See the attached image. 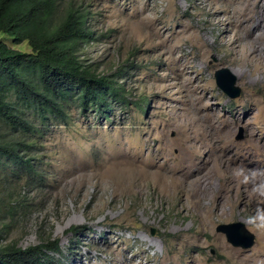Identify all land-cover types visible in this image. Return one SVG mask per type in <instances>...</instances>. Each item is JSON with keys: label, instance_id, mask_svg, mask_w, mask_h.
I'll return each instance as SVG.
<instances>
[{"label": "rangeland", "instance_id": "374dc122", "mask_svg": "<svg viewBox=\"0 0 264 264\" xmlns=\"http://www.w3.org/2000/svg\"><path fill=\"white\" fill-rule=\"evenodd\" d=\"M61 1L62 5L74 2L87 7L93 15L88 24L95 38L81 44L80 56L99 74L121 78L128 102H113L107 114L92 105L84 109L73 96L66 104V119L52 114L44 119L25 109L33 131L15 128L0 117V141H12L14 145L22 142L15 154L29 160L0 155L2 239L18 241L23 247L59 239L61 251L51 252L50 258L40 264H135L150 259L153 264H161L162 258L172 259L173 264H192L185 260L192 254L201 264H236L216 246L220 239L243 254L263 255L262 230L244 222L254 213L253 204L241 202L244 199L227 203L223 215L203 217L195 204L185 203V212L177 209V199H166L154 183H135L121 191L114 190L108 178L101 176L109 157L136 158L144 153L142 158L150 161L149 154L159 148L163 132L168 133L169 140L179 136L180 128L173 119L183 125L191 123V89L184 84L183 73L172 60H165L162 51L178 46V54L198 60L196 41L187 32L175 31L183 27L196 30L199 26L212 54L204 63L206 68L196 71L194 77L204 92H210L218 120L227 117L228 123L222 122V130L213 134L206 129L207 120L201 122L199 134L209 145L198 158L202 161L208 151L218 154L227 150L237 163L246 159V163L264 169V88L250 86L233 72L236 85L242 88L240 96L232 98L218 85L216 71L230 70L233 64L226 60L233 54L231 45L215 40L218 32L226 34L229 25L221 19L214 24L204 5L210 0H197L196 4L193 0ZM0 37L12 43L7 35ZM23 49L29 51L30 47L25 44ZM249 68L257 74V67ZM258 98L260 105L253 100ZM252 108L256 114L251 116V127L258 130L253 139L240 121ZM223 136L229 141L226 149L217 142ZM179 150L176 147L171 154ZM84 174L91 182L84 189L71 190L75 186L71 181ZM96 181L109 188L96 190ZM216 185L217 190L208 199L210 205L215 206L217 196L222 194H233L236 199L241 195L223 187V179L216 178ZM239 221L256 236L252 247L235 246L225 232L218 230L220 224ZM145 238L153 244L150 246ZM80 253L84 256L77 259Z\"/></svg>", "mask_w": 264, "mask_h": 264}, {"label": "bare ground", "instance_id": "6f19581e", "mask_svg": "<svg viewBox=\"0 0 264 264\" xmlns=\"http://www.w3.org/2000/svg\"><path fill=\"white\" fill-rule=\"evenodd\" d=\"M193 1L196 4L197 0ZM219 1L210 0L204 5H206L205 9L210 14L211 19L215 20L214 24H218V19H221L229 25L226 34L222 35L218 32L215 40L232 46L233 58L226 60L227 63L231 62L233 64V66H230V71L236 76L243 78L245 83L248 82L250 86L259 84L264 88V0H223L222 4H219ZM228 4L232 7L229 8ZM183 28L177 29L175 32H187L188 36L196 41L195 45L198 46V51L196 52L199 59H190L191 56L187 58L186 56L188 55L185 53L178 54V46L176 48H165L162 52L166 61L172 60L176 64L178 70L183 73L184 84H188L191 89L194 101L192 111L189 112L191 123L188 122L183 125L181 120L173 119L175 125L180 128L179 136L173 140H169L168 133L163 132L159 139V148L149 154L151 157L150 161H145L142 158L144 153H140L136 158L109 157L108 161L104 164L101 176L108 178L109 181L107 183L112 184L114 190L121 191L124 188H132L135 183L146 181L154 183L158 191L166 199H177V209L185 212L187 210L184 205L185 203L195 204L196 211L203 217L205 215H223L227 212V203H235L240 199H244L241 202H247L248 205L253 204L252 210L255 212L259 204H264V198L260 200L254 198L250 194V186L240 183L234 173L241 167L248 172L258 169L257 167L246 163V159H244L245 163H237L232 160L233 155L229 154L227 150L218 154L208 151L202 161L198 158L199 153L205 151L209 145V142L199 134L198 130L202 126L201 122L206 119V129L216 134L222 130V122H225L227 125L228 120L226 119L227 117L223 121L218 120L219 116L217 115L216 104H212L210 101V92L208 93V90L204 92L205 88L201 87L194 77L196 71L206 68L204 63L212 54L211 49H208L203 33L200 32V26L196 27V30ZM235 28H238V30L236 29V31ZM179 38H181V35ZM250 66L257 67V74L254 75L252 73L251 68H249ZM253 100L259 105L261 104L259 98ZM255 114V110L252 108L240 120L248 128L252 139L253 135L258 132L254 127H251V125H254L251 124V116ZM225 137H218L217 139V142L224 149H226L225 145L229 143V141L225 140ZM146 140H149V136ZM176 147H179L180 150L178 154L172 155L171 151ZM258 152H261V150H258ZM160 159H164L163 162H160ZM216 178L224 180L223 187L227 190L238 192L241 195L236 199L233 194L226 196L222 194L217 196L215 206L210 205L208 199L217 190ZM72 182L75 186H71L70 189L80 190L81 188H86L87 182L90 183L91 178L84 174L75 178ZM108 184L103 185L96 181L95 189L100 191L103 186L107 190L109 188ZM143 186L145 185L143 184ZM70 223L71 220L66 225ZM261 235L264 238V230H262ZM144 240L150 246L153 244V241L147 238ZM216 246L225 251L224 254L228 258L233 259L236 264H264V254L261 256H254L252 253L243 254L242 251L230 247L222 239L217 240ZM81 256H84V254L80 253L77 259H81ZM185 260L191 261L192 264H201L194 254ZM172 262V259H161V264H173ZM134 263L153 264V261L151 259L146 261L139 260ZM107 264L111 263L108 261Z\"/></svg>", "mask_w": 264, "mask_h": 264}, {"label": "trees", "instance_id": "16d2710c", "mask_svg": "<svg viewBox=\"0 0 264 264\" xmlns=\"http://www.w3.org/2000/svg\"><path fill=\"white\" fill-rule=\"evenodd\" d=\"M82 5H62L61 0H0V117L15 128L33 131L26 110L41 118L66 119V104L76 96L86 109L94 106L110 113L113 102H128L121 78L99 74L82 60L81 44L95 38ZM30 47L24 50L23 45ZM26 109V110H25ZM19 142L0 141V155H16ZM2 208H0L1 211ZM60 240L48 239L23 247L0 234V264H40L59 253Z\"/></svg>", "mask_w": 264, "mask_h": 264}, {"label": "water", "instance_id": "95a60500", "mask_svg": "<svg viewBox=\"0 0 264 264\" xmlns=\"http://www.w3.org/2000/svg\"><path fill=\"white\" fill-rule=\"evenodd\" d=\"M218 85L232 98L242 93V88L236 85V77L231 74L228 68H221L216 71ZM219 231L226 233L228 240L235 246L245 248L252 247L256 242V236L250 232L243 222L220 224ZM154 232V231H153Z\"/></svg>", "mask_w": 264, "mask_h": 264}, {"label": "clouds", "instance_id": "9594fccd", "mask_svg": "<svg viewBox=\"0 0 264 264\" xmlns=\"http://www.w3.org/2000/svg\"><path fill=\"white\" fill-rule=\"evenodd\" d=\"M234 174L240 183L250 186V194L254 198L257 200L264 198V169L248 172L241 167ZM244 222L251 224L257 230H264V204H259L255 212Z\"/></svg>", "mask_w": 264, "mask_h": 264}]
</instances>
